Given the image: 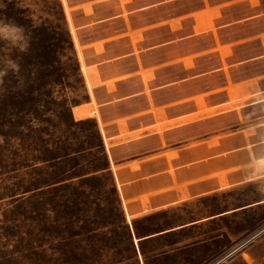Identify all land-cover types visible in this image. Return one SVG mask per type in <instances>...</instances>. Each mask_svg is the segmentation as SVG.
<instances>
[{
  "label": "rangeland",
  "instance_id": "rangeland-1",
  "mask_svg": "<svg viewBox=\"0 0 264 264\" xmlns=\"http://www.w3.org/2000/svg\"><path fill=\"white\" fill-rule=\"evenodd\" d=\"M0 3L30 35L26 52L0 43L19 64L0 80V264H264V194L245 172L264 154V0ZM124 117L142 130L113 137ZM100 138L121 213L92 176ZM168 159L195 162L176 175L209 195L160 211L173 191L133 199L169 182L133 181Z\"/></svg>",
  "mask_w": 264,
  "mask_h": 264
},
{
  "label": "crops",
  "instance_id": "crops-1",
  "mask_svg": "<svg viewBox=\"0 0 264 264\" xmlns=\"http://www.w3.org/2000/svg\"><path fill=\"white\" fill-rule=\"evenodd\" d=\"M208 8H210V7L204 8L203 11L205 12L206 10H208ZM92 117H94V116H92ZM115 124L117 126L116 127L117 133L115 135H113V137L121 136L123 134L137 133V132L142 130V127H136V128L133 127L129 118H127V117L126 118L125 117L124 118H117L115 120ZM153 134H158V132H154ZM143 161L144 160L141 158H135L134 157V158L128 159L127 164L132 165L133 163L143 162ZM208 162H209V159L204 160V167L206 164H208ZM195 165H197V164H195V162H189L185 165H177L175 163V160L168 159L167 169H164L160 172H157L154 175H148L145 177L143 176V177L135 179L133 181H136L139 179L144 180V179H148V178L153 177V176L158 178L161 175L167 174V175H169V182L165 185L157 187L154 191L140 193V194L134 195V197H132V198L137 200V201H139L141 199H144L146 201H151L152 198L159 199L162 196H164L165 194L169 193L170 191H173L172 199L169 201L168 200L167 201H161L158 204L154 205V207L152 208L153 211H160L161 209H164L167 207H173V206H175L179 203L185 202V201H189V200H193V199L199 200V199L205 198L207 195H209L208 193L211 191L209 189H206L204 187V184H202L203 187H200L201 185H198L197 187L193 188V186L196 185L195 182L197 181L195 178L189 177L188 179L183 180V179H180V177L178 175H176L177 171L181 170L182 168H187L188 170H190L191 168L196 167ZM170 169H172V173H169ZM207 179H208L207 177L203 178V180H207ZM198 183H201V182H198ZM182 184H185V188L189 189L190 193H188L187 197H184V194L182 195V194H178L175 192L176 189L178 188L176 186H179ZM219 189H221V187H219L216 190H219ZM130 199L131 198H128L126 196L123 197L124 201L130 200ZM147 213H148V210H144L143 208H139L135 211L128 212L126 215H127V218L130 219V218L142 217V216L146 215ZM211 217L212 216H210V215L205 216V217H201L192 223L181 224L177 227H173L170 229H164V230L158 231L156 233L149 234V235L142 236V237L141 236L140 237L134 236V242L140 243L142 241L151 240L154 238L157 239L158 237H163L167 233L182 229V228L186 227L187 225H192L196 222H202V221L206 222L208 219H211ZM131 229H133V227Z\"/></svg>",
  "mask_w": 264,
  "mask_h": 264
},
{
  "label": "clouds",
  "instance_id": "clouds-1",
  "mask_svg": "<svg viewBox=\"0 0 264 264\" xmlns=\"http://www.w3.org/2000/svg\"><path fill=\"white\" fill-rule=\"evenodd\" d=\"M6 7L0 3V8ZM0 43H5L10 50L26 52L30 44V35L24 26L11 22L6 18H0ZM0 80L7 75L9 70L19 71V64L8 55L0 59ZM247 182L255 186L257 192L264 194V154H253L246 167Z\"/></svg>",
  "mask_w": 264,
  "mask_h": 264
},
{
  "label": "trees",
  "instance_id": "trees-1",
  "mask_svg": "<svg viewBox=\"0 0 264 264\" xmlns=\"http://www.w3.org/2000/svg\"><path fill=\"white\" fill-rule=\"evenodd\" d=\"M78 123L79 122L74 121L73 118H70V125L71 126H75ZM94 127L96 128V132L100 135L96 124L94 125ZM54 145L55 144H53L51 146H54ZM98 147L101 148L100 154L102 155V158H104L105 162H104V164L102 166H100L99 168L97 167L95 170H93L94 174L92 176H93L94 179L106 178L107 185L110 188V190L112 192V196H113V198H114V200L116 202V208L121 213L123 211V208H122V205H121V202H120V196H119L118 190L116 188V183L114 181V178L109 175V174H111L110 163H109V160H108V156H107V154L105 152L104 146H103V144L101 142V138H100V144L98 145ZM72 155L75 156L76 153H72ZM68 157H71V154L63 155V156L57 157L56 159L68 158Z\"/></svg>",
  "mask_w": 264,
  "mask_h": 264
}]
</instances>
